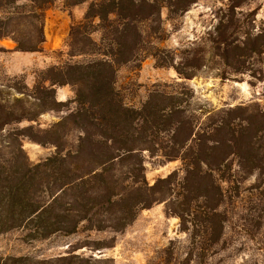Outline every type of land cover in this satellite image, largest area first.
<instances>
[{
  "label": "trees",
  "instance_id": "trees-1",
  "mask_svg": "<svg viewBox=\"0 0 264 264\" xmlns=\"http://www.w3.org/2000/svg\"><path fill=\"white\" fill-rule=\"evenodd\" d=\"M64 1L67 7L91 1L77 29L97 19L103 37L100 43L91 41L90 45L105 50L86 64L61 68L59 76L64 80L48 79L50 85L45 87L53 95V105L61 104L54 98L53 85L75 87L77 108L55 126L69 121L78 128L72 148L65 151L64 135L55 130L43 131L49 133L47 140L33 135L31 127L11 134L52 144L56 152L33 164L17 140L9 157L0 156V233L27 226L42 239L74 234L80 226L86 231L120 233L141 210L165 202L187 239L182 244L170 241L158 264H202L224 234L227 206L232 210L241 207L223 188V183L232 180V163L236 162L239 178L258 174L264 179V110L246 106L204 114L194 107L193 90L182 83H176L171 91L154 89L139 108L126 107L119 98L114 88L117 68L138 60L148 40L161 39V8L183 12L196 0ZM232 1V7H238L240 1ZM51 5V0H0V12H5L0 17V38L11 37L16 51H38L44 41L45 12ZM214 44L222 54L244 49L227 38ZM256 53H260L256 48L248 52ZM192 66L184 62L176 72L188 79L194 76L188 71ZM31 116L21 118L32 121ZM7 124L9 121L3 122ZM147 158L161 164L180 160L182 177L178 179V171H173L150 185L145 178ZM263 220L264 214H258L257 230ZM261 250L264 252V247ZM54 262L104 263L76 255Z\"/></svg>",
  "mask_w": 264,
  "mask_h": 264
},
{
  "label": "rangeland",
  "instance_id": "rangeland-1",
  "mask_svg": "<svg viewBox=\"0 0 264 264\" xmlns=\"http://www.w3.org/2000/svg\"><path fill=\"white\" fill-rule=\"evenodd\" d=\"M51 1L45 12L44 41L38 51H16L11 37L0 38V156L9 157L20 140L33 164L51 157L56 147L24 136L17 139L11 134L31 127L33 135L47 140L55 130L64 135L65 151L72 148L79 135L78 128L69 121L61 127L55 126L77 108L75 87L53 85L55 100L58 89L71 92L70 98L60 105H53V95L45 87L50 85L48 79L64 80L59 76L61 68L86 64L97 58V52L105 50L90 45L91 41L100 43L103 37L104 30L97 19L77 29L91 1L76 5L83 10L79 20L69 17V10L74 6L67 7L64 0ZM239 1L235 8L232 0H196L183 12H170L167 6L162 7L161 39L148 40L138 60L117 68L114 88L124 105L139 108L154 89L171 91L176 83H182L193 90L194 107L198 112L204 110V114L207 110L227 111L246 106L264 110V81H260L264 80V0ZM57 10L64 11L67 25L51 24L50 20L55 19L53 12ZM4 16L5 12H0V17ZM225 38L244 49L222 54L214 42ZM253 48L260 53L248 54ZM239 54L246 58H239ZM184 62L193 65L188 71L194 76L188 79L176 72ZM236 112L242 114V111ZM24 115H32L34 120L22 119ZM201 117V121L205 119V115ZM235 119L238 123V118ZM4 121L9 124L3 125ZM232 164V180L223 183V188L227 190V197L234 198L241 207L232 210L227 206L229 220L224 234L201 263L264 264L261 250L264 220L260 230L255 228L257 215L264 214V179L258 174L241 179L235 173L236 162ZM145 166V178L150 185L173 171H178V179L183 175L180 160L161 164L157 159L147 158ZM253 205H258L257 209ZM179 230V219L167 212L165 202L141 210L120 233L86 231L80 226L74 234H55L42 239L28 226L20 227L0 233V264H40L41 261L54 264L57 258L70 255L103 261L102 264H158L170 241L178 240L181 244L186 241V235Z\"/></svg>",
  "mask_w": 264,
  "mask_h": 264
},
{
  "label": "crops",
  "instance_id": "crops-1",
  "mask_svg": "<svg viewBox=\"0 0 264 264\" xmlns=\"http://www.w3.org/2000/svg\"><path fill=\"white\" fill-rule=\"evenodd\" d=\"M47 12H51V11L48 10ZM53 13H54L55 19L52 18V20H50L51 24L55 23L56 26L59 25L60 27L67 25V20L64 18L65 17L64 11L57 10V11H54ZM69 14H70L69 17L79 20L83 16V10H81V9L79 10L78 6H74V8H71L69 10ZM57 19H60V21L58 23L56 21ZM70 94H71V92L69 93L64 88L58 89L56 91V94H55L56 101L57 102H64L70 98ZM60 96H62V97L60 98Z\"/></svg>",
  "mask_w": 264,
  "mask_h": 264
}]
</instances>
